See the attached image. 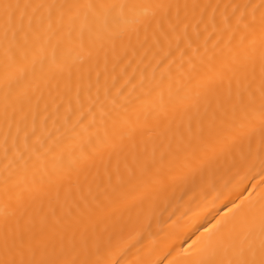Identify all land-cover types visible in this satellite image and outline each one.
I'll use <instances>...</instances> for the list:
<instances>
[{"label": "bare ground", "instance_id": "bare-ground-1", "mask_svg": "<svg viewBox=\"0 0 264 264\" xmlns=\"http://www.w3.org/2000/svg\"><path fill=\"white\" fill-rule=\"evenodd\" d=\"M0 264H264V0H0Z\"/></svg>", "mask_w": 264, "mask_h": 264}]
</instances>
